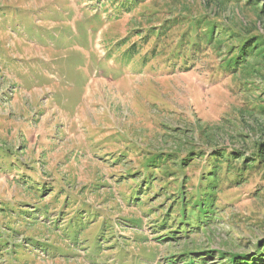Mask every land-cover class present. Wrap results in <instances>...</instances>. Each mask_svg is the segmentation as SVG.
Listing matches in <instances>:
<instances>
[{
    "label": "rangeland",
    "instance_id": "374dc122",
    "mask_svg": "<svg viewBox=\"0 0 264 264\" xmlns=\"http://www.w3.org/2000/svg\"><path fill=\"white\" fill-rule=\"evenodd\" d=\"M263 11L0 0V264L262 254Z\"/></svg>",
    "mask_w": 264,
    "mask_h": 264
},
{
    "label": "trees",
    "instance_id": "16d2710c",
    "mask_svg": "<svg viewBox=\"0 0 264 264\" xmlns=\"http://www.w3.org/2000/svg\"><path fill=\"white\" fill-rule=\"evenodd\" d=\"M252 2H254V0H251ZM249 3H250V0H249ZM263 14H264V11L262 12ZM261 40V38L260 39H258V38H250V39H246L245 41H243L239 46H238V49L236 50L237 52H238V54H239V56H244V59H245V56L246 55H248V52L250 51V49L252 50L253 48L255 49L256 47H257V45L259 44V43H261V42H259V41ZM236 51H234V52H236ZM221 156H219V157H222V155H224V154H220ZM260 157H264V152H263V154H258ZM218 156H216V154L215 155H213L212 154V159L214 158V160L215 161H219V162H221L222 160L218 157ZM239 159V157H236V159ZM249 164H248V166L249 167H251L252 165V167H254V164H255V159L253 158V160H250V162H248ZM217 165H218V167H219V169H220V165L217 163ZM245 167H246V165H245ZM218 176L215 174H213V176H209V177H207L206 178V181H207V188H210V189H215L216 187H217V183H218ZM207 188L206 189H204V194L203 195H206L207 197V199H204L203 200V205H206L205 203H208V202H210V205H215V203H214V201L210 198L211 197V195H212V193L210 192V191H208L207 190ZM216 212L214 211V214H215ZM259 248H262L263 246H264V242L263 241H261L260 243H259ZM260 254V255H259ZM259 254H254L253 256H249L248 254L247 255H243V254H231V255H229V258H227L226 256H225V259H226V263L225 264H264V252L261 254L260 252H259ZM262 255V256H261Z\"/></svg>",
    "mask_w": 264,
    "mask_h": 264
}]
</instances>
